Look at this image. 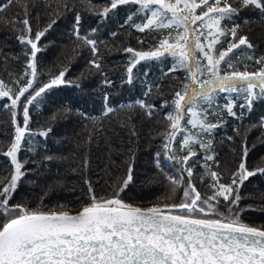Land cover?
<instances>
[{
    "label": "trees",
    "instance_id": "1",
    "mask_svg": "<svg viewBox=\"0 0 264 264\" xmlns=\"http://www.w3.org/2000/svg\"><path fill=\"white\" fill-rule=\"evenodd\" d=\"M4 2L6 0H0ZM167 2L175 4L176 0ZM229 2L238 14L222 20L221 27L229 33L238 25L236 39L246 36L252 47L245 45L234 49L229 54L234 67L222 64V74L233 70L261 71L264 63L257 61L264 57V11L254 5L242 6L241 0ZM179 8H183V3ZM105 9H110V0H13L0 12V81L6 86L5 90L16 93L24 84L25 72L31 71L27 69L25 55L28 48L17 39L24 35V25L20 21L25 17L30 22L33 37L47 30L38 45L41 51L35 61L36 77H27L33 79V88L38 90L61 71L66 73L64 85L46 90L29 106L28 130L31 134L21 141L17 154L24 174L17 181L14 192L9 194V205H21L33 211L77 210L93 203V196L97 201L119 197L148 204L155 201L151 198L162 186L186 184L188 166L193 173L190 177L193 184L199 191L205 189L208 198L215 191L209 173L216 171L219 182L229 184L237 173L246 146V168L257 174L239 187L238 207L223 197L211 201L218 211L212 217L231 220L238 216L264 229V173L257 171L264 169V96L254 99L250 108H241L240 105L246 104V93L219 94L217 100L223 126L211 136L214 161H205L209 153L198 144H192L197 155L189 160L188 166L181 164L180 158L187 155V150L181 147L183 139L189 134H199V129L187 123L190 116L185 113L173 133L166 114L175 115V92H183L189 85V73L184 68L169 72L176 58L168 54L141 60L134 68L131 83L126 69L134 62L135 52L154 51L161 40L170 35L177 38L183 28L141 32L133 26L145 22V10L139 5H120L103 15ZM200 12L201 9H196V14ZM77 14L80 15V38L73 33ZM86 39L97 41L95 56ZM200 39L207 45L204 37ZM218 40L210 53L214 58L226 50L229 43L235 42L230 34L219 36ZM175 42L170 39V43ZM127 48L134 52L127 53ZM197 56L202 63H207L201 53L197 52ZM94 59L101 65L99 69L90 63ZM149 88L151 91L145 95ZM225 96L235 101L233 110L239 118L229 116L223 109L227 103ZM139 100L155 106L151 115L136 103ZM165 102L167 106L162 107ZM106 107H112L113 111L106 112ZM13 113H16L15 123ZM209 119L215 122V117ZM16 124L23 126L22 107L12 108L7 98H0V188L11 179V158L5 153L14 142ZM42 131L48 132L46 138L39 135ZM169 134L174 136L172 152L166 153L164 144ZM170 155L175 159H169ZM129 169L131 180L125 184ZM181 202L172 199L165 204ZM231 207L235 208L234 212H230ZM2 213L0 211L1 221Z\"/></svg>",
    "mask_w": 264,
    "mask_h": 264
},
{
    "label": "snow or ice",
    "instance_id": "2",
    "mask_svg": "<svg viewBox=\"0 0 264 264\" xmlns=\"http://www.w3.org/2000/svg\"><path fill=\"white\" fill-rule=\"evenodd\" d=\"M12 3L13 0L0 3V12ZM129 3L137 4L140 9L145 10V22L133 25L139 31L183 28V33L178 32L177 38L170 35L169 38L161 40L159 47L154 51L135 52L134 62L126 69L128 82H132L134 68L141 60L160 58L165 54L175 57L176 64L169 72L184 68L189 73L188 79L191 84L186 85L183 92H175L173 100L175 115L173 113L166 115L171 121L173 133L179 127V121L185 113L190 116L187 123L199 129V134H189L183 139L181 147L182 150H187V155L181 157L179 162L188 166L189 160L197 155L191 148L192 144H198L209 153L204 157L205 161H214V155L211 154L213 143L211 136L217 128L223 126L218 95L241 91L246 93L244 97L246 104L240 105L241 108H250L254 99L264 96V69L252 73L233 70L231 73L222 74V64L228 68L234 67L229 55L234 49L245 45L248 48L252 47L246 36H239L236 39L238 25L233 26L229 33H225L221 27L222 20L231 19L238 14L237 9L229 0H213L212 3H209V0H199V3L196 0H176L175 4L168 3L167 0H110V9ZM181 3L183 8H179ZM153 5L159 7L153 8ZM241 5H254L264 11V0H241ZM198 8L201 9L200 14H196ZM110 9H105L103 15H107ZM128 19L132 20V17L129 16ZM20 23L24 25V35L17 39L28 48L25 55L28 58L27 69L31 71L25 72L24 84L14 94L11 89L5 90L6 86L0 81V98H7L12 108L23 109V126L16 124L14 142L5 153L11 158L14 174L10 182L0 188V211L7 216L6 222L0 225V264H264V230L240 223L238 216L228 222L220 219L191 218L190 214L196 211L207 214L206 209L200 207L198 203L201 202V195L194 186L191 187L194 197L189 191L184 192L185 202L146 210L125 205L120 199L115 198L97 201L94 196L93 203L75 215L67 211H28L20 205L9 206V194L14 192L17 181L24 174L17 154L21 150V141L26 135L31 134L28 130L29 106L46 90L66 83L64 79L66 73L61 71L38 90L33 88V79L37 74L35 61L41 51L38 45L47 30L37 32L33 37L29 20L25 17ZM192 25L196 27L193 28ZM79 26L80 15L77 14L73 26V33L77 38H80ZM213 29L215 31H212ZM228 34L235 42L229 43L228 48L220 51L214 58L210 53L219 42L218 37ZM201 37L208 41L207 45L201 41ZM170 39H175L176 42L170 43ZM85 42L91 46L95 56L98 51L97 41L86 39ZM125 51L134 52L132 48ZM197 52L203 55L206 64L201 62ZM257 62L264 63V57ZM90 63L97 69L101 67L95 59ZM29 75L33 79H27ZM150 91L149 88L145 95ZM22 97L25 98L24 101L21 100ZM224 99L227 103L223 105V109L229 116L239 118L233 110L235 101L228 96ZM107 100L106 94L105 101ZM136 103L145 108L148 115L152 114L154 105L146 104L143 100ZM166 106L167 102L162 105ZM112 111V107H106V112ZM15 115L16 113H13L14 123ZM210 116L215 117V122L209 119ZM39 135L46 138L48 132L42 131ZM205 136L208 137L207 140L204 139ZM173 138V134L167 137L164 144L166 153L172 152ZM246 156L245 146L237 173L233 174L229 184L220 183L216 171L209 173L213 178L212 187L215 191L212 196L202 201L209 209H214L211 201L220 197L232 206L238 207L239 187L249 177L257 174L256 171L246 168ZM169 159L175 157L170 155ZM186 170L191 177L193 174L191 167H186ZM257 171L264 173V169ZM130 180L131 169L124 183L127 184ZM185 211L186 214H181Z\"/></svg>",
    "mask_w": 264,
    "mask_h": 264
},
{
    "label": "rangeland",
    "instance_id": "3",
    "mask_svg": "<svg viewBox=\"0 0 264 264\" xmlns=\"http://www.w3.org/2000/svg\"><path fill=\"white\" fill-rule=\"evenodd\" d=\"M252 72H259V71H249V73H252ZM189 84H191V81H190ZM192 86L193 87H196V85H192ZM5 128H6V130H9V127L7 125L5 126ZM18 161L21 163V161H20L19 158H18ZM10 170H11V173H10V177H11L14 174V165L13 164H12V167H11ZM192 186H194L195 187V190L200 193V195H201V202H198V203H199L200 207H204L206 209V213L207 214L201 213L199 211H196V212L191 213L190 215L191 216H195V217L217 218V217H212L213 216L212 215L213 213H217L218 212L217 211V207L212 203V205H214V209H209V206L208 205L202 203L203 200H206L207 199V196H206L205 191H204L205 189L202 190V191H199L198 188L193 184V181H192V179L190 177H188V181L186 182V184H183V185H179L178 186V183H170L169 185L162 186V188L160 190H158L159 193H157L156 195H154V197L151 196L152 197L151 199H155V201L150 202L148 204L147 203L139 204V203L132 202V201H126V200H123V199H121L119 197H112V198L120 199L125 205H129V206H141V207H145V206H160L162 204H165L166 202H170L172 199H178V200L182 201L181 203H183V202H185V199H186L184 197V192L186 190L191 193L192 197H194L195 194L191 192V187ZM165 205H173V203L165 204ZM9 206H16V205H9ZM35 211H45V210H35ZM65 211H74V210H65ZM234 211H235V208L234 207H231L230 212H234ZM48 212H50V211H48ZM181 213L182 214H186V211L185 212H181ZM3 215H4V218H3L2 221L0 220V225H2L7 220V216L4 213H2V217H3ZM238 220H239L240 223H243L245 225L248 224V223L244 222L243 220H240V219H238ZM248 225L261 228L259 226L253 225V224H248ZM261 229H263V228H261Z\"/></svg>",
    "mask_w": 264,
    "mask_h": 264
},
{
    "label": "water",
    "instance_id": "4",
    "mask_svg": "<svg viewBox=\"0 0 264 264\" xmlns=\"http://www.w3.org/2000/svg\"><path fill=\"white\" fill-rule=\"evenodd\" d=\"M111 199H114V198H111ZM90 204H88V205H85V206H89ZM176 205H179V204H176ZM85 206H83L82 208H79V209H77V210H74V211H67V212H69L70 214H73V215H75V214H77V213H79L80 211H82V209L85 207ZM165 205H160V206H145V207H141V206H131V207H133V208H140V209H148V208H151V207H164ZM21 207H23V206H21ZM24 208V207H23ZM25 209V208H24ZM26 210V209H25ZM28 211H33V210H28ZM35 211V210H34ZM174 212H176V211H178V210H173ZM43 212H48V211H43ZM53 212H60V211H53ZM182 214V213H181ZM191 218H204V219H220V220H222V221H224V222H228V220L227 219H223V218H206V217H195V216H191ZM6 222V221H5ZM247 226H249V227H254V228H257V229H260V230H264V229H261V228H258V227H255V226H251V225H248L247 224ZM236 235H239V234H236Z\"/></svg>",
    "mask_w": 264,
    "mask_h": 264
}]
</instances>
